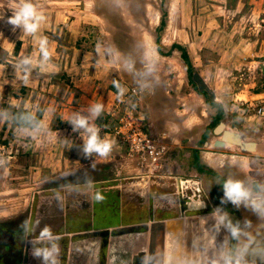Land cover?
I'll list each match as a JSON object with an SVG mask.
<instances>
[{"label": "rangeland", "instance_id": "rangeland-1", "mask_svg": "<svg viewBox=\"0 0 264 264\" xmlns=\"http://www.w3.org/2000/svg\"><path fill=\"white\" fill-rule=\"evenodd\" d=\"M17 3L0 0V109H8L7 119L0 117V159L6 161L0 165L3 261H11V251L4 246L18 232L17 227L21 231L25 220L35 228V239L37 221L57 230L61 229V218L67 225L71 216L84 220L88 211L90 216L97 213L96 206L77 207V202L91 199V194L74 193L84 187L99 188V193L109 186L115 189L118 199L114 202L112 194V198L106 196L112 205L104 210V216L117 222L118 216L121 221L149 216L159 221L164 213L193 216L199 211L194 205L202 202L204 212H208L223 197L216 181L223 177L224 166L239 168L233 170L235 177L241 175L236 170L248 165L261 172L255 176L264 183V119L241 116L234 104V98H242L246 86L255 87L260 80L248 61L252 53L264 52V33L257 27L263 17V1L33 0L46 16L40 33L48 38L52 59L43 69L34 64L27 81L17 61L23 55L35 58L38 51L32 36L7 23ZM240 12L245 16L236 17ZM161 20L164 25L159 30ZM144 42L154 49L156 57L155 69L150 73ZM174 43L186 49L190 72L180 51L171 49ZM128 64L133 65L131 71L126 70ZM193 72H198L214 91V102L223 108L220 121L226 129L239 132L244 141L254 142V151L230 143L213 144L219 139L213 133L216 124L212 123L216 108L206 102V92L197 91L191 80ZM117 85L135 87L137 94L124 95L121 102ZM94 102L104 105L102 116L95 121L100 135L115 146V155L111 151L103 157L111 156L106 162H94L101 158L98 155L85 159L75 145L67 150L66 141L80 144L83 135L66 125L69 116ZM129 106L140 114L144 130L163 137L164 160L152 173L127 155L125 145L113 133L118 116ZM25 113H34L47 131L30 130L20 120ZM103 124L106 128L100 126ZM195 153L199 163H195ZM204 160H214L217 171H212ZM87 181L93 182L87 185ZM47 185L56 186L40 191ZM95 196L96 192L92 201H96ZM181 205L185 206L183 210ZM65 229L62 227L61 234L68 232ZM14 238L20 251L13 261L19 264L23 254L26 264H34L33 256L29 258L31 253L26 258L24 255L32 245L22 240L21 233ZM69 238L63 235L59 239L63 241L59 264H68L72 258ZM73 239L80 240V236ZM79 245L80 241L76 242L73 253L79 251ZM232 245L235 248L237 241ZM250 252L256 258L262 255L257 248ZM77 258L73 255L79 261ZM3 261L0 257V264Z\"/></svg>", "mask_w": 264, "mask_h": 264}, {"label": "crops", "instance_id": "crops-1", "mask_svg": "<svg viewBox=\"0 0 264 264\" xmlns=\"http://www.w3.org/2000/svg\"><path fill=\"white\" fill-rule=\"evenodd\" d=\"M261 1H263L264 6V0ZM262 12L264 16V9L262 10ZM242 13L243 12L236 13L235 15L236 17H244L245 15H241ZM260 34L262 35L263 33ZM261 54L262 52L252 53L253 57L250 56L252 58L250 60L248 59V64L250 67H261V63H263V59L260 57ZM245 89L246 90H243L241 92L242 98L252 99L257 97L259 95V92H262L263 90V87L261 86V79L255 87L251 85L246 86ZM66 125L71 126L69 123H66ZM97 126L99 125L97 124ZM100 126H105L104 128H106L105 124ZM79 140L78 141L80 142V144H78L77 141L73 140H70V142L69 140L66 141L67 150H70L73 145H75L74 147L78 146V148H80L82 144V138H79ZM119 141L121 142L120 139ZM112 151V155H115V146L112 148ZM110 159L111 156L107 158L101 157L96 158L94 162H106L110 161ZM209 159L211 160L210 157ZM214 160L217 161L218 158H215ZM214 160H212L211 162H206L205 160L204 161L209 165V167L214 169L212 171H217L216 168L218 164L216 165ZM224 167L225 173L223 174V177L229 175L234 176L235 172L233 170L239 169L235 168V166H233L234 168L227 166ZM236 171H239V173H241L240 176L236 175V178L244 179L250 182L256 180L258 185L264 187V183L261 182L257 176H255L257 173L261 172L249 168L248 165L243 168V170ZM263 177H261V179ZM88 184L89 183H87V185ZM55 186L56 185H47L46 187H42L40 191L54 190ZM98 189L99 188L96 187H93L92 189L90 187H84L83 191H74V193L79 192L87 193L88 195L91 194L89 195V197L91 198L89 199V201H79L77 202V207L82 208L83 206H85L88 209H94V207L96 206V215L94 214L90 216V211H88L86 213V219L84 216V220H79V218H73L71 216L72 220L70 223H67V225L61 218L60 223L58 224H61V226H59L61 227V229L57 230L55 228L53 229V227L50 225L53 232L59 237H62L63 235L70 237L68 241L70 244V256H72V258L68 264H147L149 256V242L152 239V226L154 222H156L154 221L155 219H153L151 216H149L148 218L146 217L143 220H139L138 217H132L131 219H127L125 221H121L119 219V216L117 218L113 217L118 220L117 222L106 219V217L104 216V210L106 208L111 209V202H115V200L118 199V194L116 193L115 189H112V186H109L104 190L102 189V192H100V194L104 197L102 201H94V199L92 201L94 193H99L97 192L99 191ZM163 189L164 191H166V188L160 187V190ZM110 194L113 195V198L112 196H110ZM115 194L117 195L116 197ZM106 196L111 197L112 201L110 202L109 199L107 200ZM167 199L169 200V198ZM117 202L118 201H116V203ZM184 207L185 206L181 205L182 210L184 209ZM216 207H222L227 210L233 220L239 221L241 225H244L245 221L250 222V225L244 228L239 243L243 244L245 241H247L248 243L249 247L246 254L248 264H264V218L258 217L246 207L241 206L237 208L230 203L222 205L221 201L216 202ZM216 207L210 206L208 212H204L205 210H203V208H205V204H203L202 202L194 205V208H197L199 211H195L193 213V216L180 215V217H177L176 215L167 216V213L162 214V217L158 222H161L163 227L158 228L156 230V236L154 235L155 243L153 247L152 264H213L214 261H218L225 245H227V250L230 253H234L237 247L236 246L234 248V246L232 245L234 240L227 238V233L224 229H221L218 233L214 230V220L211 219L212 212H209V210H212ZM78 221H80L82 224L78 223ZM95 224H97L96 230L94 229ZM42 227H44V225L39 223V228ZM62 227H65V230L69 233L67 232L65 234H61L60 230H62ZM39 228L37 231H39ZM249 233H251L250 237L248 235ZM73 236H80V240L74 242ZM79 241L80 245L77 248L79 251L77 250L78 252L73 253L74 245ZM62 243L63 241H59L58 243L59 250L62 247ZM256 248L262 254L257 258L255 253L250 252L251 250ZM28 253H31V249L26 250L24 255L28 257ZM73 255L78 258L80 257L79 261L74 260ZM31 256L32 255L29 254V258ZM61 256L62 254L58 255V260H60ZM105 256L107 260L105 259ZM101 258H103L104 260ZM32 260L34 261V264H41V261L35 259L34 257Z\"/></svg>", "mask_w": 264, "mask_h": 264}, {"label": "clouds", "instance_id": "clouds-1", "mask_svg": "<svg viewBox=\"0 0 264 264\" xmlns=\"http://www.w3.org/2000/svg\"><path fill=\"white\" fill-rule=\"evenodd\" d=\"M46 16L43 11L39 10L33 3V0H18L17 6L12 11V15L7 18V23L13 28H19L25 35L32 36L37 44V57L23 55L17 61V68L23 73L25 81L31 72L32 67L46 68L51 63L52 52L49 49V42L46 36L40 33L42 22ZM146 49V58L149 63L146 68L149 73L155 69L156 57L153 54L154 49L144 42ZM132 64L126 66V70L131 71ZM117 99L123 102L125 89L117 85ZM104 112V105L99 102H94L81 110L73 112L67 122L71 125L74 132L83 133L81 135L82 144L79 151L85 159H90L93 155L101 157L108 156L113 148V141L107 138H102L100 135V128L95 121L99 119ZM8 109H0V117L7 119ZM20 120L23 124L28 125L30 130H35L36 133L46 132L45 125L37 120L34 113L22 114ZM6 163L5 160L0 159V165ZM91 184V181H88ZM217 184L221 185L223 197L221 204H232L239 208L241 206L250 209L258 217L264 218V187L244 179H239L234 176H226L218 179ZM97 201L104 199L103 195L97 193L95 196ZM207 219V218H205ZM211 219L214 220V230L218 233L224 229L227 233V238L237 241V247L234 253L227 250V245L220 255L218 261L213 264H248L246 254L248 252V243L245 241L240 244V238L244 228L250 225L249 221H245L241 225L239 221H234L227 210L222 207L213 209ZM21 238L28 244L32 245L31 255L41 261V264H59V246L58 241L60 237L55 234L52 228L45 225L39 228L35 239L32 238V233L35 228L31 222L25 220L21 224ZM35 227H39V221L36 222ZM249 237L251 233L248 234ZM31 236V239L29 237Z\"/></svg>", "mask_w": 264, "mask_h": 264}, {"label": "built area", "instance_id": "built-area-1", "mask_svg": "<svg viewBox=\"0 0 264 264\" xmlns=\"http://www.w3.org/2000/svg\"><path fill=\"white\" fill-rule=\"evenodd\" d=\"M257 27L264 33V16L258 20ZM260 57L263 59L261 67L252 69L258 70L257 74L260 76L263 87L262 92H259V95L252 99L234 98L236 106H233H235L236 112L241 116H248V119H264V53ZM123 88L128 97L137 94L135 87L124 86ZM112 130L125 145L129 157L139 160L142 165L148 167L151 173L160 167L166 153L163 137H154L144 130L142 118L132 106L126 107V110L120 113Z\"/></svg>", "mask_w": 264, "mask_h": 264}, {"label": "water", "instance_id": "water-1", "mask_svg": "<svg viewBox=\"0 0 264 264\" xmlns=\"http://www.w3.org/2000/svg\"><path fill=\"white\" fill-rule=\"evenodd\" d=\"M191 80L193 83H195L198 92H206L211 101L216 100L214 91L200 77L198 72H193L191 74ZM213 133L219 136V139L215 140L213 143L215 146H224L226 143H230L235 146H238L239 148L249 151H254L256 148V144L254 142L244 141L239 132L226 129V124L223 121H219L215 125V127L213 128ZM253 182L258 184L256 180H254ZM154 223L159 224L161 222L156 221ZM159 227L162 228L163 227L162 224H160ZM23 264H26L25 261Z\"/></svg>", "mask_w": 264, "mask_h": 264}, {"label": "trees", "instance_id": "trees-1", "mask_svg": "<svg viewBox=\"0 0 264 264\" xmlns=\"http://www.w3.org/2000/svg\"><path fill=\"white\" fill-rule=\"evenodd\" d=\"M163 25H164V20H161L159 30L162 29ZM159 40H160L159 35H157L156 42L158 44V50L161 51L160 45H159V43H160ZM174 48L177 49L178 51H180V55L182 57V60L186 64V70L188 72H190L192 65H191V62L189 60V56L187 54L186 49L183 46L176 44V43L171 45V49H174ZM168 54H170V52ZM206 102L216 108V112H215V115L213 116L212 123L217 124L221 120V118L223 117V108H222L221 104H218L214 101H211L209 98L206 99ZM195 163H199V158H198V155L196 153H195Z\"/></svg>", "mask_w": 264, "mask_h": 264}, {"label": "flooded vegetation", "instance_id": "flooded-vegetation-1", "mask_svg": "<svg viewBox=\"0 0 264 264\" xmlns=\"http://www.w3.org/2000/svg\"><path fill=\"white\" fill-rule=\"evenodd\" d=\"M17 230H18V232H16V233H13L12 235H13V237L11 236V238H9L10 240L5 244V249H8L9 251H11V255H12V258H11V261H6V259H4V261H3V257L2 256H0L1 257V259H2V261H3V264H18V261H17V263H16V261L14 262L13 260H14V258H15V255L20 251L19 250V247H18V245L17 246H15V238L14 237H19V234L21 233V231H20V228L19 227H17L16 228ZM14 234H17V235H14ZM19 240V239H18ZM1 250H3V249H1ZM23 254H21V259H22V261H21V259H20V263L19 264H23V256H22ZM16 260H18V259H16ZM25 263H26V261H25Z\"/></svg>", "mask_w": 264, "mask_h": 264}, {"label": "bare ground", "instance_id": "bare-ground-1", "mask_svg": "<svg viewBox=\"0 0 264 264\" xmlns=\"http://www.w3.org/2000/svg\"><path fill=\"white\" fill-rule=\"evenodd\" d=\"M161 223H154L153 224V226H152V239L150 240V244H149V250H148V253H149V256H148V262H147V264H152V261H153V247H154V235L156 234V230L158 229V228H160L159 227V225H160ZM205 224V223H204ZM210 226V225H209ZM192 227V226H191ZM193 228H194V225H193ZM156 236V235H155ZM222 240H223V238H222ZM191 241V240H190ZM192 246V245H191ZM216 248V247H215ZM194 249V248H193ZM191 263H193V262H191Z\"/></svg>", "mask_w": 264, "mask_h": 264}]
</instances>
